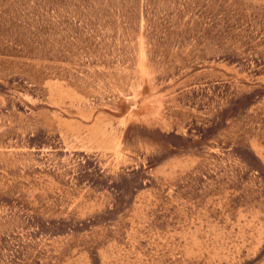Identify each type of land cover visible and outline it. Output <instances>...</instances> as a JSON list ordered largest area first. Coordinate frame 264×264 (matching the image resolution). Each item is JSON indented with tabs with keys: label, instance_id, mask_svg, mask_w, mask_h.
I'll list each match as a JSON object with an SVG mask.
<instances>
[{
	"label": "rangeland",
	"instance_id": "1",
	"mask_svg": "<svg viewBox=\"0 0 264 264\" xmlns=\"http://www.w3.org/2000/svg\"><path fill=\"white\" fill-rule=\"evenodd\" d=\"M0 264H264V0H0Z\"/></svg>",
	"mask_w": 264,
	"mask_h": 264
}]
</instances>
